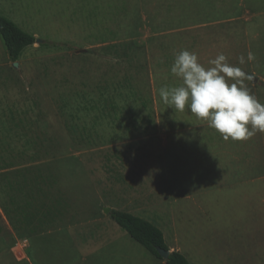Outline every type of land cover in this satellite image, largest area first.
Returning a JSON list of instances; mask_svg holds the SVG:
<instances>
[{"label": "rangeland", "instance_id": "1", "mask_svg": "<svg viewBox=\"0 0 264 264\" xmlns=\"http://www.w3.org/2000/svg\"><path fill=\"white\" fill-rule=\"evenodd\" d=\"M0 14L35 38L16 62L0 39V159L19 185L8 196L54 219L16 231L0 210V264H165L111 211L150 221L191 264H225L226 248L237 264H264V228L241 227L240 210L242 194L264 188V134L224 141L159 96L179 86L170 68L188 50L205 67L223 53L257 78L245 83L264 104V0H0ZM211 155L232 156L247 179L210 189Z\"/></svg>", "mask_w": 264, "mask_h": 264}, {"label": "clouds", "instance_id": "2", "mask_svg": "<svg viewBox=\"0 0 264 264\" xmlns=\"http://www.w3.org/2000/svg\"><path fill=\"white\" fill-rule=\"evenodd\" d=\"M253 60L255 55L249 51L247 61ZM245 62L244 56L238 58L239 64ZM208 65L200 63L194 52L182 50L176 54L170 72L180 84L161 87V101L179 112L187 107L224 141L244 142L257 133L264 134V104L245 83L253 77L229 64L223 53L209 60Z\"/></svg>", "mask_w": 264, "mask_h": 264}, {"label": "trees", "instance_id": "3", "mask_svg": "<svg viewBox=\"0 0 264 264\" xmlns=\"http://www.w3.org/2000/svg\"><path fill=\"white\" fill-rule=\"evenodd\" d=\"M0 39L3 43L5 51L12 62H16L21 56L23 50L35 43V38L21 30L8 18L0 14ZM148 103L146 100L140 102V108L147 109ZM12 162H7L0 159V210L11 223L14 230L22 229L29 230L30 233L42 231L51 226L54 219H50L53 208L47 207L38 210L35 206L34 198H28L25 207H20L19 202L13 197H9V191L13 188L19 189V185L9 178L10 169L13 168ZM27 170V169H26ZM37 170V169H36ZM13 174H23L22 169L12 171ZM24 180V178H23ZM28 183V181H26ZM46 183L45 179L40 175H35L31 179L30 189H36V194H42L41 186ZM17 184V187H16ZM11 206V207H9ZM45 210V211H44ZM110 218L129 236L131 240L143 247L155 258L161 259L156 249L160 248L169 251L162 231L150 221L139 216L123 212L111 211ZM165 264H191L187 258L178 251H171Z\"/></svg>", "mask_w": 264, "mask_h": 264}, {"label": "crops", "instance_id": "4", "mask_svg": "<svg viewBox=\"0 0 264 264\" xmlns=\"http://www.w3.org/2000/svg\"><path fill=\"white\" fill-rule=\"evenodd\" d=\"M233 163L232 156L228 158L222 156L212 157L211 155L209 157L207 177L211 181L210 189L225 187L226 190H228L232 188L233 182L235 180L242 181L243 179H247L246 175H243L241 172H232ZM200 168L201 166L196 161H194V175L196 178L198 177L199 180L205 178V176L202 175L203 173L200 171ZM207 174L205 173V175ZM261 179L263 181L264 176H262ZM252 192H255L253 193L256 196L255 199L250 198V193L248 192L242 194L240 210L248 213V215L245 217L246 221H242L243 223L241 227H246V229L251 227L264 228V188H258L255 191H251V193ZM253 211L256 212V214L250 215L249 213ZM243 233L247 234L246 232ZM216 256L218 257L219 261L225 260V264H237L232 260L233 253H230L229 249L227 248L224 253H220Z\"/></svg>", "mask_w": 264, "mask_h": 264}, {"label": "water", "instance_id": "5", "mask_svg": "<svg viewBox=\"0 0 264 264\" xmlns=\"http://www.w3.org/2000/svg\"><path fill=\"white\" fill-rule=\"evenodd\" d=\"M13 67H17V64L13 63ZM256 81H257V78H255V77H253V79L251 80L252 83H256ZM107 212H109V210H107ZM156 251L163 261H167L168 256L170 254V251H165V250L160 249V248H157Z\"/></svg>", "mask_w": 264, "mask_h": 264}]
</instances>
